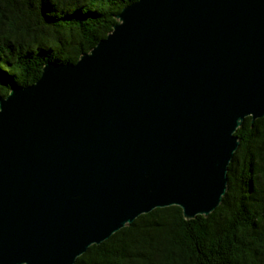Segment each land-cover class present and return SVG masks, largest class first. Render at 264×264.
<instances>
[{"label": "water", "instance_id": "water-1", "mask_svg": "<svg viewBox=\"0 0 264 264\" xmlns=\"http://www.w3.org/2000/svg\"><path fill=\"white\" fill-rule=\"evenodd\" d=\"M0 99V264H74L135 218L207 216L264 117V0H136Z\"/></svg>", "mask_w": 264, "mask_h": 264}, {"label": "trees", "instance_id": "trees-1", "mask_svg": "<svg viewBox=\"0 0 264 264\" xmlns=\"http://www.w3.org/2000/svg\"><path fill=\"white\" fill-rule=\"evenodd\" d=\"M136 0H0V99L47 62L74 64ZM226 191L207 216L178 206L141 214L74 264H264V117L244 118Z\"/></svg>", "mask_w": 264, "mask_h": 264}]
</instances>
